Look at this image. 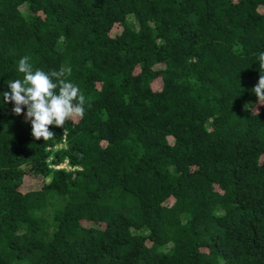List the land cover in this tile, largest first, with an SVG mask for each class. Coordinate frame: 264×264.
Instances as JSON below:
<instances>
[{"label":"trees","instance_id":"1","mask_svg":"<svg viewBox=\"0 0 264 264\" xmlns=\"http://www.w3.org/2000/svg\"><path fill=\"white\" fill-rule=\"evenodd\" d=\"M261 52L264 0H0V93L86 98L44 142L0 97V264H264Z\"/></svg>","mask_w":264,"mask_h":264},{"label":"clouds","instance_id":"2","mask_svg":"<svg viewBox=\"0 0 264 264\" xmlns=\"http://www.w3.org/2000/svg\"><path fill=\"white\" fill-rule=\"evenodd\" d=\"M258 61L260 75L252 91L261 104L264 102V52L258 54ZM18 72L22 78L7 81L9 90L0 93V97L5 104L13 105L12 114L25 116L35 140L47 142L54 138L56 133L52 127L62 128L64 134L66 122L84 116L86 98L79 86L67 79L71 68L46 72L34 69L30 57L23 56L18 61Z\"/></svg>","mask_w":264,"mask_h":264},{"label":"built area","instance_id":"3","mask_svg":"<svg viewBox=\"0 0 264 264\" xmlns=\"http://www.w3.org/2000/svg\"><path fill=\"white\" fill-rule=\"evenodd\" d=\"M68 166V163L67 162H64V163H61L59 165H56L55 167L56 168H63V167H67Z\"/></svg>","mask_w":264,"mask_h":264}]
</instances>
